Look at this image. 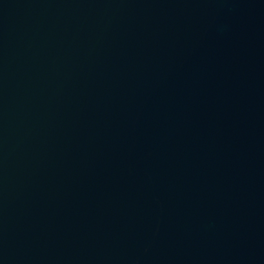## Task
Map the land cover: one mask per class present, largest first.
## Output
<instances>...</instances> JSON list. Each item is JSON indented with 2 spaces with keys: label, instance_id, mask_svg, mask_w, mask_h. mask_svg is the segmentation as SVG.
Listing matches in <instances>:
<instances>
[{
  "label": "water",
  "instance_id": "obj_1",
  "mask_svg": "<svg viewBox=\"0 0 264 264\" xmlns=\"http://www.w3.org/2000/svg\"><path fill=\"white\" fill-rule=\"evenodd\" d=\"M0 264H264V0H0Z\"/></svg>",
  "mask_w": 264,
  "mask_h": 264
}]
</instances>
